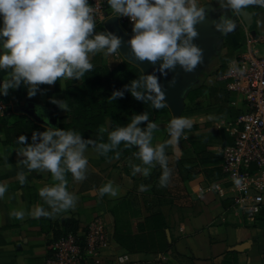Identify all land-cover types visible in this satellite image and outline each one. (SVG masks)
<instances>
[{
  "label": "crops",
  "instance_id": "obj_1",
  "mask_svg": "<svg viewBox=\"0 0 264 264\" xmlns=\"http://www.w3.org/2000/svg\"><path fill=\"white\" fill-rule=\"evenodd\" d=\"M200 3L205 5L207 16L195 25L198 36L193 42L204 50L203 62L192 72L184 71L180 78L168 73L160 79L168 105L156 120L159 128L153 143L169 139L166 125L173 116L193 119L192 129H185L187 139L181 138L174 147L166 146L168 167L172 170L166 186L159 183V165L147 177L142 173L133 175L131 164L140 163L133 154L102 160L89 146L86 179L76 181L71 173L67 174L69 190L79 197L75 209L36 218L29 213L44 203L38 190L53 183L51 173H28L18 164L22 157L15 149L20 135L27 136L31 143L33 131H43L49 124L59 128L61 123L68 122L66 110L50 101L51 97L58 99L67 81L58 79L53 85L42 84L34 97H28L27 86L22 83L4 96L7 110L0 114V180L8 184V191L0 199V264H45L53 231L59 224L75 221L83 229L96 216H101L107 225L109 254L129 255V260L121 264H264V207L255 219H249L246 211L234 202L229 189L226 195L209 189L210 183L225 173L221 149L233 143L224 124L239 116L244 107L240 100L236 106L231 103L237 91L228 76L229 61L248 51L249 36L264 42V25L257 23L264 20V8L250 5L242 10V15L235 16L230 9L220 8L218 0ZM222 13L237 23L225 35L212 23ZM110 17L113 14L105 21ZM121 26L133 34L131 25ZM117 53L102 55L105 61L115 64L125 59ZM3 76L0 72V78ZM174 77L176 83L172 86L170 81ZM37 105L43 109L42 115L37 113ZM21 115L32 119L37 129L32 130L30 125L28 131L27 127H15ZM21 170L27 173L23 185L17 179ZM108 180L119 186L116 197L99 194V187ZM19 208L26 210L22 220L9 215ZM116 223L120 230L125 227L121 233L129 230L130 240L140 244L135 252L115 240ZM163 241L166 246L162 248ZM108 264L120 263L112 260Z\"/></svg>",
  "mask_w": 264,
  "mask_h": 264
},
{
  "label": "clouds",
  "instance_id": "obj_2",
  "mask_svg": "<svg viewBox=\"0 0 264 264\" xmlns=\"http://www.w3.org/2000/svg\"><path fill=\"white\" fill-rule=\"evenodd\" d=\"M113 16L128 17L132 22V36L126 41L138 61H160L159 68L151 74L141 73L123 89L114 90L110 101L122 98L125 91L150 108L167 107L166 93L162 90L155 71L167 75L166 70L178 64L185 72H192L203 62L204 50L193 42L198 36L196 24L205 21L207 12L200 0H107ZM222 9H230L235 16L250 5L264 8V0H218ZM215 28L223 35L232 32L236 20L222 13L213 20ZM257 23L264 25V20ZM95 9L89 0H0V95L7 96L10 89L27 86L28 97L41 91L40 85H53L70 80L82 81L85 74L94 69L93 57L97 53L109 56L120 49L123 38L107 29L97 31ZM230 65L235 61H229ZM243 72L244 68L236 69ZM176 83L175 77L170 85ZM62 86V85H61ZM51 103L68 110L66 100L50 98ZM38 114L43 109L37 105ZM212 119V117H209ZM45 119H47L45 117ZM142 122H147L142 126ZM193 119L188 116H173L167 125L169 139L153 143L159 125L150 119V112L133 114L126 125H117L107 132V141L85 139L76 128H58L49 124L43 131H33L31 143L27 136L18 137L17 154L22 157L18 164L30 173L33 170L50 172L53 183L38 190L43 204L36 205L29 214L39 218L53 217L75 209L78 195L68 188L67 174L76 181L86 179L89 146L103 156L114 153L111 159H119L123 149L136 148L133 155L140 161L132 163V174L149 176L152 168L159 165L162 172L161 186H166L171 177L166 146H176L181 138L187 139L185 129L191 130ZM123 142V147L121 144ZM9 167L11 165H8ZM21 185L26 183L27 173L17 172ZM239 186L242 178L234 177ZM142 189L144 185L140 186ZM8 191V184L0 180V199ZM99 194L116 197L119 186L108 180L99 189ZM47 205V207H45ZM10 216L22 220L24 208L14 209Z\"/></svg>",
  "mask_w": 264,
  "mask_h": 264
},
{
  "label": "built area",
  "instance_id": "obj_3",
  "mask_svg": "<svg viewBox=\"0 0 264 264\" xmlns=\"http://www.w3.org/2000/svg\"><path fill=\"white\" fill-rule=\"evenodd\" d=\"M95 9L96 23L105 21L107 0H89ZM122 25H133L128 17L117 16ZM248 51L229 64L228 76L237 97L231 101L236 106L241 101L243 110L224 129L233 137V143L224 146V175L213 180L209 189L226 195L228 189L234 202L240 205L249 219H255L264 207V42L256 36L248 37ZM256 45H258L256 49ZM117 56H121L118 51ZM238 68H244L241 73ZM7 110L3 95H0V114ZM234 177L242 178L239 186ZM53 231L52 241L45 264H108L115 260L125 263L127 253L112 257L107 225L101 216H96L77 231L59 228Z\"/></svg>",
  "mask_w": 264,
  "mask_h": 264
},
{
  "label": "trees",
  "instance_id": "obj_4",
  "mask_svg": "<svg viewBox=\"0 0 264 264\" xmlns=\"http://www.w3.org/2000/svg\"><path fill=\"white\" fill-rule=\"evenodd\" d=\"M111 14L112 10L107 3L105 15L109 16ZM98 26L97 31L104 30V26ZM93 63L95 65L94 69L89 70L82 81H67L65 90L58 96V99L66 100L69 106L66 111L68 122L61 123L59 128H76L81 131L85 139L99 140L102 137L104 141H107V132H101L102 128L111 131L117 125H126L134 113L140 114L145 111H149L150 119L156 122L158 117L167 110V107L160 110L150 108L148 104L135 99L127 91H125L124 97H118L114 101L109 100L114 90L123 89L125 84H130L132 79H137L141 73H144L142 68L134 61L123 58L115 64H110L105 61L102 53H97L93 57ZM146 123L142 122V126ZM29 125L32 130L37 129V125L33 120L25 115H21V120L15 123V127L19 129H26L27 127L26 131L29 130ZM135 151H137L135 147L131 149L122 148L120 157L131 155ZM113 155L114 153L110 152L107 157L100 155V158L110 160L108 157ZM61 227L73 231L79 229L75 221H63L54 231L59 232ZM124 228L121 227L120 230L118 223H116L115 240L128 251L135 252L141 246L136 243L137 241L130 240L129 230H126V233H121L124 232ZM165 246L163 241L161 247Z\"/></svg>",
  "mask_w": 264,
  "mask_h": 264
},
{
  "label": "water",
  "instance_id": "obj_5",
  "mask_svg": "<svg viewBox=\"0 0 264 264\" xmlns=\"http://www.w3.org/2000/svg\"><path fill=\"white\" fill-rule=\"evenodd\" d=\"M105 26L107 27V29L109 31H112L115 34H117L123 38L119 51L122 53V55L125 57V59H129L130 61H134L136 64H138L142 68L144 74H151L154 72L155 69L159 68V64L161 63L160 61H157L155 64H153L152 62L147 61V60L138 61L135 59V57L131 53L130 45L126 43V41H128L131 38L132 34L126 32L124 30V28L121 26L119 18L117 16H113V17L108 18L105 21ZM166 71H167V75H168V73H171V74L175 75L176 78H180L184 73V69L178 64L175 66L174 69L166 70ZM155 74L158 77L159 83H160V79L166 76V75L160 73L159 71H155ZM166 100H167V98H166Z\"/></svg>",
  "mask_w": 264,
  "mask_h": 264
},
{
  "label": "rangeland",
  "instance_id": "obj_6",
  "mask_svg": "<svg viewBox=\"0 0 264 264\" xmlns=\"http://www.w3.org/2000/svg\"><path fill=\"white\" fill-rule=\"evenodd\" d=\"M97 25H99L98 27H102L104 26L105 28L104 29H107V27L105 26V21H98ZM126 26V25H125ZM108 30V29H107ZM119 51V50H117Z\"/></svg>",
  "mask_w": 264,
  "mask_h": 264
}]
</instances>
